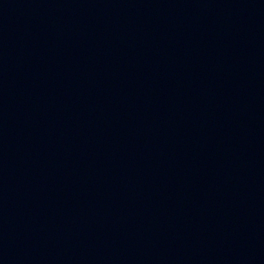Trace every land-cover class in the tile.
<instances>
[{"label": "water", "instance_id": "obj_1", "mask_svg": "<svg viewBox=\"0 0 264 264\" xmlns=\"http://www.w3.org/2000/svg\"><path fill=\"white\" fill-rule=\"evenodd\" d=\"M0 264H264V0H0Z\"/></svg>", "mask_w": 264, "mask_h": 264}]
</instances>
